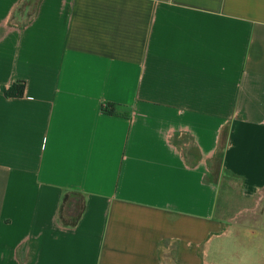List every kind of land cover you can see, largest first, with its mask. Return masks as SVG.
<instances>
[{
	"label": "crops",
	"instance_id": "crops-1",
	"mask_svg": "<svg viewBox=\"0 0 264 264\" xmlns=\"http://www.w3.org/2000/svg\"><path fill=\"white\" fill-rule=\"evenodd\" d=\"M217 170L260 209L264 0H0V264H264Z\"/></svg>",
	"mask_w": 264,
	"mask_h": 264
},
{
	"label": "rangeland",
	"instance_id": "rangeland-1",
	"mask_svg": "<svg viewBox=\"0 0 264 264\" xmlns=\"http://www.w3.org/2000/svg\"><path fill=\"white\" fill-rule=\"evenodd\" d=\"M214 175L216 177H219V179H222V187H221V193L225 195V198L221 197V203H223L226 206V216L229 215H235L233 222L227 223L228 225H231L233 227L242 226L243 224L254 222V221H264V202L259 210L257 211H250V212H243L241 214H235L236 211L239 209L241 205L240 197L237 193L238 189V183L233 179L228 177L227 175H222L221 173L217 171H214ZM224 200V201H223ZM243 202V201H242ZM243 205V204H242ZM246 205V204H245ZM68 212L67 205H64L63 214H66ZM225 214H223L225 216ZM217 240L215 244L218 243ZM227 240L225 243H222V247L228 246L230 247L232 245V241ZM216 247L213 248V251H211V254L213 252H217Z\"/></svg>",
	"mask_w": 264,
	"mask_h": 264
},
{
	"label": "trees",
	"instance_id": "trees-1",
	"mask_svg": "<svg viewBox=\"0 0 264 264\" xmlns=\"http://www.w3.org/2000/svg\"><path fill=\"white\" fill-rule=\"evenodd\" d=\"M25 93V83L12 86L9 90L5 91L8 97H23ZM106 113L111 115L120 114L115 106H109L104 110ZM75 200V201H71ZM68 205V212L63 214L64 205ZM85 209V203L81 196L77 194H70L65 197V203L61 210V220L65 222L67 226H75L79 219L81 218ZM66 215H68V220H66Z\"/></svg>",
	"mask_w": 264,
	"mask_h": 264
}]
</instances>
